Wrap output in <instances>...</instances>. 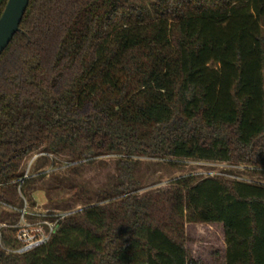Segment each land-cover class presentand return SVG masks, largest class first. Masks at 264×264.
<instances>
[{"label":"trees","instance_id":"obj_1","mask_svg":"<svg viewBox=\"0 0 264 264\" xmlns=\"http://www.w3.org/2000/svg\"><path fill=\"white\" fill-rule=\"evenodd\" d=\"M51 157H115L118 176L68 184L53 208H83L35 250L0 243V264H204L187 224L223 227L226 264H264V182L189 175L140 195L136 176L140 159L264 176V0H30L0 56V226Z\"/></svg>","mask_w":264,"mask_h":264},{"label":"rangeland","instance_id":"obj_2","mask_svg":"<svg viewBox=\"0 0 264 264\" xmlns=\"http://www.w3.org/2000/svg\"><path fill=\"white\" fill-rule=\"evenodd\" d=\"M35 159L31 160L27 169L28 178L31 179V182L23 194L21 193V196L26 200V205L23 209L17 210L27 214L18 219H9L0 226V229H4L2 243L10 242L11 245L8 250L11 254H15L14 251L20 248L16 240L18 241L21 230L29 228L30 237H41L40 222L45 221L52 225L54 222L49 221V218L59 213L77 212L83 208L82 203L75 202L66 203L65 206L68 209L64 211L53 208L50 198L68 191L66 187L68 184L77 183L83 189L96 191L112 185L118 176L117 158L115 157L98 158L81 165H68L54 157H51V161L45 165H40L37 161L35 162ZM70 167L73 168L69 169ZM189 175L199 179L224 176L264 182L262 175L247 176L242 169H232L226 165L190 162L170 164L162 160L140 159L136 176L141 180L142 188L138 192L140 195L157 193L173 187V182ZM59 181L62 182L59 183ZM57 185L60 186L59 190L56 193H50L49 190ZM92 201L96 202L94 198ZM6 208L4 204L0 206V215L7 211ZM36 224L37 226H35ZM186 233L191 239L189 248L193 259L204 264H226V237L222 226L187 224Z\"/></svg>","mask_w":264,"mask_h":264},{"label":"water","instance_id":"obj_3","mask_svg":"<svg viewBox=\"0 0 264 264\" xmlns=\"http://www.w3.org/2000/svg\"><path fill=\"white\" fill-rule=\"evenodd\" d=\"M30 0H8L0 17V56L20 32V25Z\"/></svg>","mask_w":264,"mask_h":264},{"label":"built area","instance_id":"obj_4","mask_svg":"<svg viewBox=\"0 0 264 264\" xmlns=\"http://www.w3.org/2000/svg\"><path fill=\"white\" fill-rule=\"evenodd\" d=\"M28 178V174L25 176L24 180ZM207 178V177H206ZM23 183V182H22ZM25 205H26V200H25ZM24 205V207H25ZM23 207V208H24ZM78 212V211H77ZM77 212H65V213H59L56 216L49 218V221L54 222L52 225H49V222H40V227L41 229V234L42 236H35L34 238L30 237L29 232L30 229L26 228L24 230H21L20 233V237L18 238V241L16 240V243L18 245H20V248L15 250L14 253L21 255V254H25L29 251L35 250L39 247H42L44 245H46L52 238L53 234L55 233L56 229H57V225L60 221H62L63 219H65L66 217L73 215ZM25 213H21L20 212V217H24ZM37 226V224L35 225ZM1 235V233H0ZM0 243L2 244V237H0ZM16 247V246H15ZM8 253H10V250L6 249Z\"/></svg>","mask_w":264,"mask_h":264}]
</instances>
